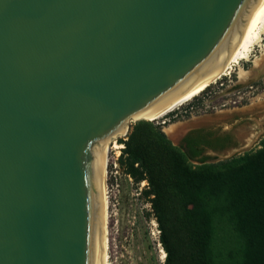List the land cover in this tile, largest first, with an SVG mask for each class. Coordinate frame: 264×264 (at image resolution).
<instances>
[{"label": "water", "instance_id": "water-1", "mask_svg": "<svg viewBox=\"0 0 264 264\" xmlns=\"http://www.w3.org/2000/svg\"><path fill=\"white\" fill-rule=\"evenodd\" d=\"M263 4L0 0V264H103L106 142L210 80Z\"/></svg>", "mask_w": 264, "mask_h": 264}, {"label": "trees", "instance_id": "trees-1", "mask_svg": "<svg viewBox=\"0 0 264 264\" xmlns=\"http://www.w3.org/2000/svg\"><path fill=\"white\" fill-rule=\"evenodd\" d=\"M120 141V164L149 184L143 193L157 214L165 264H264V147L206 164L201 146L223 150L230 136L198 134L176 146L162 124L146 120Z\"/></svg>", "mask_w": 264, "mask_h": 264}, {"label": "rangeland", "instance_id": "rangeland-1", "mask_svg": "<svg viewBox=\"0 0 264 264\" xmlns=\"http://www.w3.org/2000/svg\"><path fill=\"white\" fill-rule=\"evenodd\" d=\"M263 51L264 36L260 45L253 48L250 60L241 61L228 74L210 83L192 100L184 103L180 108L190 111L187 114H179L175 119L172 118L171 122L162 125L164 133L169 134L167 129L171 125L218 129L222 133H230L237 146L219 152L207 151L206 155L210 159L206 164H217L263 148L264 75L262 78H255L250 85L240 90L227 92L240 81V69L252 70L253 60L260 57ZM177 107L155 118V122L161 124L165 118L178 112L177 109L171 115L165 116ZM128 134L114 139L116 143L124 146L120 150L112 149L114 143H109L110 163L107 165L106 178V259L110 264H165L166 258H163L161 252L163 246L160 241L161 231L157 214L153 210L151 197H146L143 193L149 188V184L147 181L135 183L120 164L125 148V144L120 140H126ZM245 148L247 150H242ZM118 151L120 152L118 168L114 169L112 157H115ZM193 165L198 167L202 164L193 162Z\"/></svg>", "mask_w": 264, "mask_h": 264}, {"label": "bare ground", "instance_id": "bare-ground-1", "mask_svg": "<svg viewBox=\"0 0 264 264\" xmlns=\"http://www.w3.org/2000/svg\"><path fill=\"white\" fill-rule=\"evenodd\" d=\"M263 36H264V4H263L262 10L258 16L257 21L255 22V24L253 25V27L251 28L249 33L243 39L241 44L236 48V50L226 60V62L222 65V67L215 73V75L210 80H208L203 86H201L198 90H196L193 94L188 96L183 101L172 106L171 108H174L176 106L179 107L180 105H183L184 103L192 100L201 91H203V89H205V87H207V85L221 79L223 76L228 74L230 72V70L233 69V67L235 65L240 64V62L243 60H250L253 48L257 45H260V43L263 40ZM253 64H254V67L252 70H245L243 68L240 69V71H239V79L240 80H250L253 78V76H255L257 74V72H261L260 70H262L264 68V51L260 57H256L253 60ZM171 108H169V109L163 111L162 113H160V114H158L152 118H149V119L156 121V120H154L155 118L161 117L165 112H167ZM176 109L177 108H175L174 110H176ZM174 110H172V111H174ZM172 111L169 112L168 114H166L165 116L171 114ZM182 128L183 127H178L177 125H171V126H169L167 131L171 134H173V133L176 134L177 131L182 129ZM125 135H126V130H124L122 133H120V136H125ZM112 142L114 143L113 147H112L113 149L120 150L123 147V145L116 143L114 141V139H112V140H108L106 142L105 149H104V166H103V222H104V224H103V231H104V233H103V264H110L109 261L106 259V234H107V229H106V216H107V211H106V193H107L106 178H107V165H108V159H109V143H112ZM161 252L163 253V258L165 259L166 258V252L164 251L163 248H162Z\"/></svg>", "mask_w": 264, "mask_h": 264}, {"label": "flooded vegetation", "instance_id": "flooded-vegetation-1", "mask_svg": "<svg viewBox=\"0 0 264 264\" xmlns=\"http://www.w3.org/2000/svg\"><path fill=\"white\" fill-rule=\"evenodd\" d=\"M209 133H212V134H214L215 136H220V137H224V136H230L231 137V135H230V133H228V132H223L222 133V131H219L218 129L217 130H213V129H210V128H197V129H193V130H191L185 137H184V139L182 140V142H181V145H184L185 146V140H186V138H197V136H198V134H200V135H203V134H209ZM232 138V137H231ZM180 145V146H181ZM237 145L235 144V142H233V139H232V144H231V146H229V147H227V148H235ZM201 147H203L204 148V152H203V156H207L206 155V152L207 151H211V152H219V151H221V150H212V149H210V148H208V147H204V146H201ZM226 149V148H225ZM224 150V149H223Z\"/></svg>", "mask_w": 264, "mask_h": 264}, {"label": "built area", "instance_id": "built-area-1", "mask_svg": "<svg viewBox=\"0 0 264 264\" xmlns=\"http://www.w3.org/2000/svg\"><path fill=\"white\" fill-rule=\"evenodd\" d=\"M181 106H182V105H181ZM181 106L177 107V109H178V112H177V113L175 112V110L172 111V113L175 112V114H173V115H172L171 117H169V118H165V120H163L161 124H162V125H165L167 122H171V119H172V118L175 119L176 117H178L179 114H183V113L187 114L188 111H190L189 109H181V108H180ZM177 109H176V110H177ZM190 109H192V107H190ZM172 113H171V114H172ZM171 114H170V115H171ZM158 123H160V122H158ZM123 147H124V146H123ZM123 147H122V148H123ZM112 149H113V148H112ZM119 153H120V152H118V154L115 153L116 156H115V157H112V165L114 166V169H117V168H118V160H119V156H118V155H119ZM109 163H110V160H109ZM109 163H108V164H109ZM112 173H114V172H112ZM115 173H117V171H116Z\"/></svg>", "mask_w": 264, "mask_h": 264}]
</instances>
